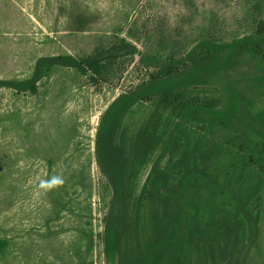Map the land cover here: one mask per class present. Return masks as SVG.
<instances>
[{
	"label": "rangeland",
	"instance_id": "374dc122",
	"mask_svg": "<svg viewBox=\"0 0 264 264\" xmlns=\"http://www.w3.org/2000/svg\"><path fill=\"white\" fill-rule=\"evenodd\" d=\"M261 19L264 0H0V78L28 76L39 56L79 58L120 38L177 55L202 38L227 42L252 33ZM151 69L134 53L117 58L103 77L56 65L35 92L0 85V239L7 240L0 264H106L112 190L95 160L96 125L108 102ZM192 90L220 92L215 83ZM150 109L139 104L128 113V132ZM249 208L233 238L193 249L187 264H264V184Z\"/></svg>",
	"mask_w": 264,
	"mask_h": 264
},
{
	"label": "trees",
	"instance_id": "16d2710c",
	"mask_svg": "<svg viewBox=\"0 0 264 264\" xmlns=\"http://www.w3.org/2000/svg\"><path fill=\"white\" fill-rule=\"evenodd\" d=\"M134 53L152 69L108 102L94 138L95 160L112 190L105 261L187 264L193 249L238 233L264 184V19L252 33L227 42L202 38L177 55L142 51L125 38L79 58L43 55L28 76L0 78V85L35 92L56 65L103 77L117 58ZM208 83L220 92L192 90ZM139 104L150 112L128 132L126 118ZM6 242L0 239V248Z\"/></svg>",
	"mask_w": 264,
	"mask_h": 264
}]
</instances>
